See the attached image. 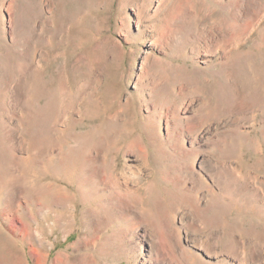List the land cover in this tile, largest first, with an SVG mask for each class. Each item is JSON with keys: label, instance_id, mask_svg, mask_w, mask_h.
Instances as JSON below:
<instances>
[{"label": "rangeland", "instance_id": "rangeland-1", "mask_svg": "<svg viewBox=\"0 0 264 264\" xmlns=\"http://www.w3.org/2000/svg\"><path fill=\"white\" fill-rule=\"evenodd\" d=\"M0 264H264V0H0Z\"/></svg>", "mask_w": 264, "mask_h": 264}, {"label": "bare ground", "instance_id": "bare-ground-1", "mask_svg": "<svg viewBox=\"0 0 264 264\" xmlns=\"http://www.w3.org/2000/svg\"><path fill=\"white\" fill-rule=\"evenodd\" d=\"M125 122V121H124ZM123 123V122H122ZM111 139V138H110ZM120 140H122V139H119V140H117L118 141V143L117 144H119V142H120ZM108 141V140H107ZM112 141H114V140H112ZM110 143H112L111 141H110ZM116 143V142H115ZM115 143H114V145H115ZM108 142H107V147H108ZM135 144V143H134ZM97 145H98V143H97ZM131 145H132V143H131ZM87 146V145H86ZM86 146L85 147H82V149H81V151H85V149L84 148H86ZM92 146V145H91ZM98 146H100V144L98 145ZM98 146H96L97 148H98ZM110 146V145H109ZM118 146V145H117ZM104 147V146H103ZM116 147V146H115ZM115 147H112V148H115ZM128 147H130L129 145H128ZM102 148V147H101ZM87 149V148H86ZM103 149V148H102ZM105 149V148H104ZM108 149V148H107ZM80 151V152H81ZM87 151H89V150H87ZM87 151H86V153H87ZM103 151V150H102ZM101 151V152H102ZM105 151V150H104ZM103 151V152H104ZM109 152V151H108ZM83 153H85V152H83ZM85 153V154H86ZM82 153H80L78 156H76V157H74V158H71V160L69 161V163L71 164V167H72V173H73V175H72V177L74 178L75 177V181L78 183V186L80 187V186H83L85 183H87V181H89L90 183H91V185L93 186L94 185V189L95 190H99V187H107L108 185H110V184H113L114 185V187L115 186H118V180H117V176H114V174L113 173H110L109 175L107 174V173H102L101 174V170L100 169H102V168H98L97 167V165L95 164L96 163V161L94 162L93 160H89V159H87L86 157H88V155L86 154V156H83V154L81 155ZM104 154H105V152H104ZM144 155V154H143ZM146 156V155H145ZM105 157V156H104ZM140 157V156H139ZM102 158H103V156H102ZM101 158V159H102ZM136 158H137V155H136ZM93 159V158H92ZM95 159V158H94ZM105 159V158H104ZM141 159V158H140ZM135 160H137V159H135ZM101 161H104L103 159L101 160ZM148 161H151V160H148L147 159V156L145 157V158H143V159H141L140 160V163L142 162V163H144L146 166H148L147 165V163H148ZM137 162V161H136ZM141 163V164H142ZM139 164V163H138ZM144 164H143V167H145L144 166ZM139 166V165H138ZM137 167V166H136ZM141 167H142V165H141ZM132 168V167H131ZM130 169V168H129ZM144 169H146V168H144ZM104 169H102V171H103ZM140 170V169H139ZM147 170V169H146ZM105 171V170H104ZM126 171V170H125ZM143 171V170H142ZM124 172V171H123ZM131 172H133V171H131ZM140 172V171H139ZM125 173V172H124ZM124 173H122V174H124ZM132 174V173H131ZM133 180V179H132ZM134 181V180H133ZM88 182V183H89ZM137 182V181H136ZM89 184H87V186H88ZM91 186V187H92ZM109 187H111V186H109ZM113 187V189L115 190V188ZM120 188V187H119ZM124 188V187H123ZM103 189V188H102ZM126 191H128L127 190V187H126V189H125ZM93 191V190H92ZM101 191V190H100ZM94 192V191H93ZM103 192V191H102ZM112 192V191H111ZM113 193V192H112ZM95 194V193H94ZM105 196V195H104ZM107 197V196H106ZM108 197H111V196H108ZM107 197V198H108ZM101 198H102V196H101ZM105 198V197H104ZM103 198V199H104ZM106 199V198H105ZM157 205V204H156ZM147 207H148V205H147ZM151 212V209L150 208H147L146 210H145V216H146V214L147 215H150L149 213ZM148 217V216H147ZM136 218V217H135ZM137 219V218H136Z\"/></svg>", "mask_w": 264, "mask_h": 264}]
</instances>
